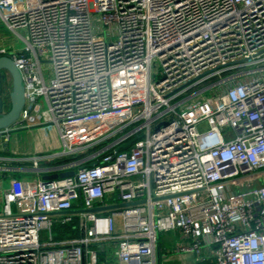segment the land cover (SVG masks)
<instances>
[{
    "label": "built area",
    "instance_id": "1",
    "mask_svg": "<svg viewBox=\"0 0 264 264\" xmlns=\"http://www.w3.org/2000/svg\"><path fill=\"white\" fill-rule=\"evenodd\" d=\"M0 57V264H264V0H0ZM35 130L59 144L4 156Z\"/></svg>",
    "mask_w": 264,
    "mask_h": 264
},
{
    "label": "water",
    "instance_id": "2",
    "mask_svg": "<svg viewBox=\"0 0 264 264\" xmlns=\"http://www.w3.org/2000/svg\"><path fill=\"white\" fill-rule=\"evenodd\" d=\"M9 82L10 89L8 92V99L10 107L6 113L3 112V97L5 92L3 91L4 85ZM25 105V87L22 79L21 72L17 69L14 62L8 57H0V131L5 129L14 128L18 124L20 113ZM18 131V130H16ZM137 139H133L129 143L121 147L122 150L127 149ZM96 163L91 164L94 166ZM74 176L73 171L55 174L51 176L43 177L44 181H51L56 179L70 178ZM133 204H118L114 206H107L103 208H94L85 212H106L116 208H123ZM73 213V212H72Z\"/></svg>",
    "mask_w": 264,
    "mask_h": 264
},
{
    "label": "crops",
    "instance_id": "3",
    "mask_svg": "<svg viewBox=\"0 0 264 264\" xmlns=\"http://www.w3.org/2000/svg\"><path fill=\"white\" fill-rule=\"evenodd\" d=\"M37 132V131H36ZM28 135V138L31 134L33 133H26ZM54 138L55 136H51L49 138H43L42 134L37 132V134L35 133V137H30V141L29 140H21L20 138H17L16 136L14 137L13 141L11 144L8 145V152L5 153V157L7 158H11V159H19L20 156L19 155H22V154H29V153H35V152H40V151H45L47 150L52 144H56L55 141H54ZM8 167H11L12 169H18V168H21L23 167L24 165H22L21 163L18 164L17 161H12L10 163H8ZM27 166V165H25ZM15 173V176L17 178H23V176L25 177V174H22L21 171L17 170L14 172ZM26 176H29V177H33V178H42V174H38L36 176L35 173H27L26 172ZM62 228L64 229V227H61V229H57L55 230V237H56V240H57V237L58 236H61L62 235V238L63 239H70V238H74V234H75V237H78L79 236V233L77 231H72L71 229L69 228H65V230H62ZM64 231V232H63ZM168 234H172V233H168ZM166 234V235H168ZM73 236V237H70ZM165 235V234H164ZM171 236H174L176 240L173 241L172 240V244L170 246H167L164 244V242L168 243L170 241L169 238H167L166 240L165 239H162V246H163V250L164 251H170L173 249V246L175 245V243L177 241L180 240V234L178 232H173V234Z\"/></svg>",
    "mask_w": 264,
    "mask_h": 264
},
{
    "label": "rangeland",
    "instance_id": "4",
    "mask_svg": "<svg viewBox=\"0 0 264 264\" xmlns=\"http://www.w3.org/2000/svg\"><path fill=\"white\" fill-rule=\"evenodd\" d=\"M45 77H46V78L48 77V73L45 74ZM154 78L157 79L158 77L155 76ZM205 95L209 97V96H210V92H207ZM26 133H27L26 131H20V132L14 134V135H15L17 138H20L21 140H22V139H23V140L25 139V140H29V141H30V140H31L30 137H35V133L37 134V132H36V130H35V131L32 132L33 134H31V135L29 136V138H28V135H27ZM54 141H55L56 144H59V139H58L57 136H55ZM115 224H116V231H119V230L121 229V219H116V220H115ZM172 234H173V233H172ZM172 234H171V235H172ZM171 235H170V234H168V235H166V234H165V235L159 234V240H160V253H161V256L167 254V252L163 250L162 239H165V240H166L167 238L170 239V241H169L168 243L164 242V244L167 245V246H170V245L172 244V240H171V239H173V241L176 240L175 237H174V236H171ZM73 236H75V234H74ZM73 236L70 235V237H73Z\"/></svg>",
    "mask_w": 264,
    "mask_h": 264
},
{
    "label": "flooded vegetation",
    "instance_id": "5",
    "mask_svg": "<svg viewBox=\"0 0 264 264\" xmlns=\"http://www.w3.org/2000/svg\"><path fill=\"white\" fill-rule=\"evenodd\" d=\"M10 89V84L9 82H7L4 87H3V91L5 92V95L3 97V112L6 113L10 107V103H9V99H8V92ZM7 96V97H6ZM6 97V98H5Z\"/></svg>",
    "mask_w": 264,
    "mask_h": 264
},
{
    "label": "trees",
    "instance_id": "6",
    "mask_svg": "<svg viewBox=\"0 0 264 264\" xmlns=\"http://www.w3.org/2000/svg\"><path fill=\"white\" fill-rule=\"evenodd\" d=\"M57 229H61V227H58ZM57 229H56V230H57ZM62 230H65V228H64V229L62 228ZM63 232H64V231H63ZM74 237H75V236H74ZM61 239H63V238H62V235L57 237V240H61Z\"/></svg>",
    "mask_w": 264,
    "mask_h": 264
}]
</instances>
